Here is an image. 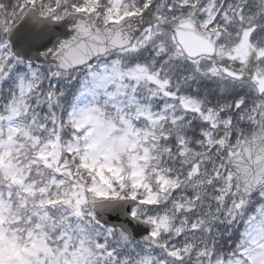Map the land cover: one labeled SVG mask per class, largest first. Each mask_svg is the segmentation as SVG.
Wrapping results in <instances>:
<instances>
[{
  "label": "snow or ice",
  "instance_id": "obj_1",
  "mask_svg": "<svg viewBox=\"0 0 264 264\" xmlns=\"http://www.w3.org/2000/svg\"><path fill=\"white\" fill-rule=\"evenodd\" d=\"M0 264H264V0H0Z\"/></svg>",
  "mask_w": 264,
  "mask_h": 264
},
{
  "label": "water",
  "instance_id": "obj_2",
  "mask_svg": "<svg viewBox=\"0 0 264 264\" xmlns=\"http://www.w3.org/2000/svg\"><path fill=\"white\" fill-rule=\"evenodd\" d=\"M109 219H112V217H109ZM141 235L143 234V233H140Z\"/></svg>",
  "mask_w": 264,
  "mask_h": 264
}]
</instances>
